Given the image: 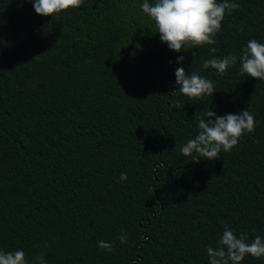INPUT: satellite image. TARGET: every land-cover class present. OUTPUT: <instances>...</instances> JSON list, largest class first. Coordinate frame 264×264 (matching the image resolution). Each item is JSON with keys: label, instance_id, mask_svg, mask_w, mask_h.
<instances>
[{"label": "trees", "instance_id": "obj_1", "mask_svg": "<svg viewBox=\"0 0 264 264\" xmlns=\"http://www.w3.org/2000/svg\"><path fill=\"white\" fill-rule=\"evenodd\" d=\"M141 2L85 0L52 18L0 0V251L29 264L41 253L46 264H208L225 226L264 238V81L241 76L239 60L221 76L202 66L264 43V0H235L215 53L170 50ZM178 67L216 92L188 100ZM244 109L255 131L230 152L183 157L207 110Z\"/></svg>", "mask_w": 264, "mask_h": 264}, {"label": "clouds", "instance_id": "obj_2", "mask_svg": "<svg viewBox=\"0 0 264 264\" xmlns=\"http://www.w3.org/2000/svg\"><path fill=\"white\" fill-rule=\"evenodd\" d=\"M37 15L58 18L62 12L80 8L85 0H31ZM91 3V0H89ZM235 0H142L140 10L147 21L154 24L159 39L173 52H185V49H198L209 46L210 53L216 48L215 37L221 31L226 15L240 9ZM183 55L178 56L176 63L181 64ZM239 60V74L264 81V43L251 39L240 50L237 57L229 53L223 58L213 56L203 62L204 69H215L216 75H223ZM175 85L178 91L188 100L203 101L216 92L211 79L198 72L186 74L183 67L175 70ZM174 107L181 109L183 103L177 102ZM198 122V133L187 140L180 151L183 157H191L193 163L200 160H217L221 151L230 152L238 145L239 139L246 133H254L256 121L246 109L238 114L217 116L207 110ZM214 118V119H213ZM127 179L121 173L120 180ZM121 244L127 243V234L119 237ZM98 247L108 252L113 251L111 242L99 241ZM208 264H241L247 255L254 258L264 257V238L256 235L249 242L246 232L237 236L232 228L225 226L222 236L215 247H206ZM0 264H29L22 250L0 251ZM32 264H46L44 253L33 258Z\"/></svg>", "mask_w": 264, "mask_h": 264}, {"label": "water", "instance_id": "obj_3", "mask_svg": "<svg viewBox=\"0 0 264 264\" xmlns=\"http://www.w3.org/2000/svg\"><path fill=\"white\" fill-rule=\"evenodd\" d=\"M94 2V5L97 3V0H92Z\"/></svg>", "mask_w": 264, "mask_h": 264}]
</instances>
